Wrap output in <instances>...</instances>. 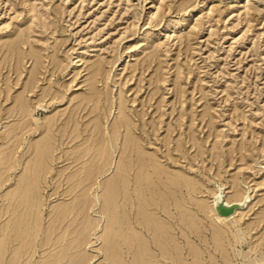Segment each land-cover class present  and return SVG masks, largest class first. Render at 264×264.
Masks as SVG:
<instances>
[{"label":"rangeland","instance_id":"rangeland-1","mask_svg":"<svg viewBox=\"0 0 264 264\" xmlns=\"http://www.w3.org/2000/svg\"><path fill=\"white\" fill-rule=\"evenodd\" d=\"M97 64L101 102L75 110L78 126L88 128L94 112L100 125L113 126L121 101L136 144L110 147V170L155 159L194 180L191 195L177 192V210L190 209L210 240L214 217L198 202L212 203L219 187L223 198L238 187L247 195L237 220L242 241H227L226 262L213 245L203 248L206 263L264 264V0H0V227L3 207L12 209L9 199L16 198L10 192L28 188L21 179L35 176L44 202L32 210L20 197L17 264H124L111 226H81L79 207L54 213L76 199L71 182L101 151L84 144L88 131L63 141L42 126L22 133L15 110L24 97L34 108L29 123L65 117ZM39 153L44 158H35ZM109 171L95 183L104 187ZM120 201L117 208L127 205Z\"/></svg>","mask_w":264,"mask_h":264},{"label":"bare ground","instance_id":"bare-ground-1","mask_svg":"<svg viewBox=\"0 0 264 264\" xmlns=\"http://www.w3.org/2000/svg\"><path fill=\"white\" fill-rule=\"evenodd\" d=\"M99 69L100 65L94 66L95 74L88 80L87 90L76 96L74 111H67L63 118H61L63 112H58L57 114H47L42 124L29 123L27 116H33L34 108L30 107L24 97H21L15 105L19 118L18 126L22 133L24 129L31 132L42 126L43 133L50 132L54 136L58 132L61 141H63V138L67 137L74 140L80 135L82 136V132L88 131L84 144L86 143L89 146L94 144L95 149L101 150L98 153L93 152L91 159H95V161L92 162L91 160L92 163L89 164V167L85 171L81 169V174L71 182L73 189L77 188V191H80L79 195L70 205L65 207L55 206L54 213L68 214L75 207V209L79 207L80 211H76L80 217L76 222H81V226L90 229L97 228L100 225L104 229L111 226L110 228L114 229L113 234L117 237L116 246L118 250L115 256L124 259V264H207L203 248L209 250L212 245L214 246L213 252H219L223 261L226 262L228 257L223 252L226 251L227 241L229 245L235 241H242L237 220L240 218L239 208H242L240 206L245 202L247 195L238 187H234L232 195L226 194L223 198L222 189L219 187L213 193L212 203L207 204L203 200L198 202L200 211L210 213L214 217L210 240L207 232L202 231L201 226L196 223L194 214L190 209L187 211L177 210L180 206L177 192L185 189L191 195L196 190L194 180L167 172L161 162L155 159H138L135 168L133 164L136 160H133V163L130 160L120 162L117 165L118 167L116 166L118 171L113 173V169L110 170V147H114L118 143L122 145V149L129 147L133 149L132 146H136L134 142H131L133 140L130 128L131 122L124 113L122 102H118L120 113H122L121 118L111 127L100 125L99 115L95 112L92 120L86 123V125H89L88 128H80L75 119L77 114L75 110L80 106H85V104L91 102L94 108H97L101 102L102 92L95 85L96 74ZM38 73L37 69V72H34V78H31V81L28 80L29 90L34 89ZM46 94L44 93L38 97V101L43 99ZM113 102H117V98ZM70 122L72 126L70 125L68 128ZM75 130L76 132L73 134ZM119 139L120 141H118ZM76 155L78 156L79 153ZM35 158L41 159L44 157L39 153ZM127 158H130V154ZM132 170L135 172L133 178H131ZM106 171H109L110 176L107 178V184L103 187L99 180L97 183L95 182L97 175H102ZM121 175L127 176L126 179L120 178ZM34 177L30 175L27 179H21L18 185L22 186L24 184L28 188L26 187L25 191L18 189L10 192L17 198L9 199L8 204H12L13 208L10 209L5 205L2 209L4 219L0 227V264H17L20 256H22L17 245L21 237L18 226L22 224L21 211L20 209L16 211V208L21 205L20 197L27 196L29 198L32 210L35 208L39 211L41 210L39 207L44 204L43 200L38 197L39 189L34 190ZM121 185L126 187V193L121 192ZM104 190L105 192H103ZM124 198L127 205L123 202L117 208L118 201ZM107 212H111V217L107 215ZM33 220L35 225L39 218H33ZM114 221L116 225L112 224ZM99 237V235H96L97 239ZM197 239L199 242L196 241ZM200 242L204 243L203 246L199 244ZM210 261L211 264H215L214 259Z\"/></svg>","mask_w":264,"mask_h":264}]
</instances>
